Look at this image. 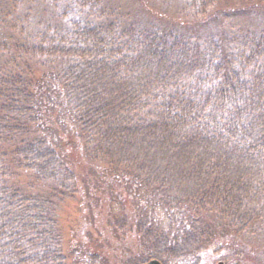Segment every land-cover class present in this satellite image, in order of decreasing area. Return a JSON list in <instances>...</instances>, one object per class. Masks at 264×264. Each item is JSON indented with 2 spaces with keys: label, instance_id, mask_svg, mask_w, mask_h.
<instances>
[{
  "label": "trees",
  "instance_id": "16d2710c",
  "mask_svg": "<svg viewBox=\"0 0 264 264\" xmlns=\"http://www.w3.org/2000/svg\"><path fill=\"white\" fill-rule=\"evenodd\" d=\"M64 2L32 45L0 42V160H14L3 162L9 171L0 163V264H70L54 184L73 175L69 139L47 132L54 115L114 179L152 191L134 229L140 251L122 264L196 263L213 243L242 251L239 239L264 217V26L195 42L99 21L98 0ZM25 55L44 69L22 65ZM16 168L32 179L8 180ZM37 180L48 187L26 189Z\"/></svg>",
  "mask_w": 264,
  "mask_h": 264
},
{
  "label": "rangeland",
  "instance_id": "374dc122",
  "mask_svg": "<svg viewBox=\"0 0 264 264\" xmlns=\"http://www.w3.org/2000/svg\"><path fill=\"white\" fill-rule=\"evenodd\" d=\"M56 1L0 0V42L19 43L23 49L28 41L32 45L36 31L57 22L58 11L66 6L64 0L59 3H55ZM98 1L101 2L97 7L99 21H116L123 28L138 26L140 29L175 31L181 36L195 39V42L212 38L220 32L233 34L242 30L259 31L264 26V0ZM10 57L14 56L5 55V59L1 61L5 62ZM31 58L25 55L19 60L22 65L28 63L36 71L44 69L40 63L34 64V59ZM47 124L52 128V131L47 129L48 133H56L59 137L63 135L69 139L62 151L66 158L65 165L73 175L72 183L70 186H53L63 195L62 201L57 198L56 216L61 244L68 256V262L122 264L123 261L134 259L140 251L134 229L143 213L150 214L151 208L148 209V204L152 202V198L146 197H150L152 191L144 195V186H139V191L135 189L134 192L133 182L130 184L129 178L114 179L113 173L105 167L101 159L92 156L93 147L90 143L79 136L77 130L72 133L68 131L72 125L68 117L54 115ZM12 161L13 153L7 151L0 163L6 168L3 162L12 165ZM16 172L19 173L17 178L13 175L7 179L19 183L32 179L31 174L18 169ZM47 187V183L37 180L32 188L26 189L36 191ZM160 211V208L154 207L152 216L160 217ZM223 220V225H228L225 218ZM258 221L259 224L256 223L250 232L239 239L246 244L242 251L237 247L221 248L213 243L202 250L196 263L192 258L176 259L173 263L264 264V217ZM215 235L213 242L220 241V232L215 231Z\"/></svg>",
  "mask_w": 264,
  "mask_h": 264
},
{
  "label": "water",
  "instance_id": "95a60500",
  "mask_svg": "<svg viewBox=\"0 0 264 264\" xmlns=\"http://www.w3.org/2000/svg\"><path fill=\"white\" fill-rule=\"evenodd\" d=\"M142 264H162V263L157 258H151V259L147 260L146 262H143ZM219 264H221V263H219Z\"/></svg>",
  "mask_w": 264,
  "mask_h": 264
}]
</instances>
